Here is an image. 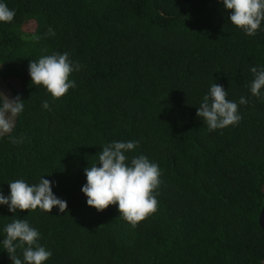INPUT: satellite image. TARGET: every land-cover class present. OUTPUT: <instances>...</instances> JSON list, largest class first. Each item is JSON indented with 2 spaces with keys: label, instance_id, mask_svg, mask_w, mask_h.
I'll use <instances>...</instances> for the list:
<instances>
[{
  "label": "trees",
  "instance_id": "16d2710c",
  "mask_svg": "<svg viewBox=\"0 0 264 264\" xmlns=\"http://www.w3.org/2000/svg\"><path fill=\"white\" fill-rule=\"evenodd\" d=\"M5 3L16 15L0 23V75L24 111L0 139V190L45 176L67 202L63 213L16 216L41 233L52 252L45 264H264V98L250 92V68L264 66V25L245 35L217 0ZM53 52L83 65L58 100L28 72ZM213 83L248 102L238 125L210 132L197 108ZM129 140L139 142L129 158L145 155L161 171L158 209L136 227L115 205L88 207L81 192L102 147ZM12 216L0 207V240ZM0 264H11L2 245Z\"/></svg>",
  "mask_w": 264,
  "mask_h": 264
},
{
  "label": "clouds",
  "instance_id": "9594fccd",
  "mask_svg": "<svg viewBox=\"0 0 264 264\" xmlns=\"http://www.w3.org/2000/svg\"><path fill=\"white\" fill-rule=\"evenodd\" d=\"M217 2L228 11L230 23L249 37L255 36L264 25V0ZM15 15L5 0H0V23H12ZM47 34L54 36L55 31L49 27ZM82 68L83 65L73 61L68 52H53L37 61H30L28 72L33 85L43 87L54 100H58L70 89H75L76 81L70 77ZM250 71L253 75L251 95L257 99L264 98V66L251 67ZM227 96L228 92L221 85L213 83L197 108V116L210 132L236 126L242 120L239 105L247 104V98L242 96L237 103ZM42 108L50 110L47 100L42 101ZM23 111L24 102L19 96L9 98L0 95V139L11 136ZM23 140V137H17L13 142L23 143ZM138 146L136 140L105 144L99 152L98 163L84 169L86 183L81 187L88 207L103 212L110 205H115L120 214L118 218L132 227L157 211V190L161 184L157 163L145 155L129 158L128 153L134 152ZM44 177L36 184H29L24 179L11 181L8 183V195L0 190V207L6 206L13 214L11 222L3 228L6 235L0 240L11 264H45L52 257L51 250L39 243L41 233L26 219L16 218L18 211H28L30 215L36 210L51 213L56 208L60 213L65 212L67 202L54 194V182Z\"/></svg>",
  "mask_w": 264,
  "mask_h": 264
},
{
  "label": "water",
  "instance_id": "95a60500",
  "mask_svg": "<svg viewBox=\"0 0 264 264\" xmlns=\"http://www.w3.org/2000/svg\"><path fill=\"white\" fill-rule=\"evenodd\" d=\"M0 95L7 96L9 98H14L13 92L11 91L8 84L4 81V79L2 78L1 75H0ZM17 121H18V119H17ZM17 121H16V125H17ZM259 225H260L261 229L264 230V207H263L261 214H260V217H259Z\"/></svg>",
  "mask_w": 264,
  "mask_h": 264
},
{
  "label": "rangeland",
  "instance_id": "374dc122",
  "mask_svg": "<svg viewBox=\"0 0 264 264\" xmlns=\"http://www.w3.org/2000/svg\"><path fill=\"white\" fill-rule=\"evenodd\" d=\"M28 26H29V28H30V29H32V28H33V24H32V23H31V24H29Z\"/></svg>",
  "mask_w": 264,
  "mask_h": 264
}]
</instances>
